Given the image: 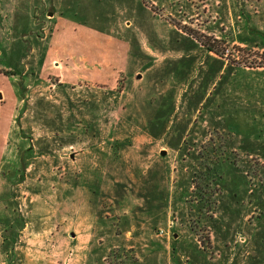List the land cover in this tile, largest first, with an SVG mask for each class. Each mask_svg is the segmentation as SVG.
Wrapping results in <instances>:
<instances>
[{"label": "rangeland", "instance_id": "1", "mask_svg": "<svg viewBox=\"0 0 264 264\" xmlns=\"http://www.w3.org/2000/svg\"><path fill=\"white\" fill-rule=\"evenodd\" d=\"M0 88V264H264V0H0Z\"/></svg>", "mask_w": 264, "mask_h": 264}, {"label": "crops", "instance_id": "2", "mask_svg": "<svg viewBox=\"0 0 264 264\" xmlns=\"http://www.w3.org/2000/svg\"><path fill=\"white\" fill-rule=\"evenodd\" d=\"M58 14H56V13H49V16H52L53 18H55L56 16H57ZM191 40H193V43L196 45V47L198 48V47H200L201 49H203V52H205L204 54L205 55H207V56H209V57H211V58H213V59H216V60H219V61H221L220 60V57L218 56V55H216L213 51H208V50H205L204 48H202L198 43H197V41L195 40V39H191ZM144 50L146 51V52H148L150 55H155L157 58H161V59H164L165 58V56H163V55H160V57H159V53H157V51L156 50H154V49H152L149 45H146V47L144 46ZM156 53H157V55H156ZM85 57V56H84ZM222 68L223 69H227V65H225L224 63L222 64ZM159 69H161V68H158V69H155V71H154V74L153 75H155L157 78H161L162 77V75H159V74H157V71L159 70ZM150 71H153L151 68H150V66L147 68V70H146V72L144 71V76H145V74H148L147 72H150ZM5 74V73H4ZM171 88V87H170ZM158 91L156 92L157 93V97H162L163 96V98L162 99H164V97H165V90L164 89H160V88H158L157 89ZM168 90H170V89H168ZM0 93L2 94V98H0V103H2V102H4V101H6V92H4L1 88H0ZM156 93L154 94V95H156ZM161 99V98H160ZM148 100H150V101H148ZM152 100H153V97H150V98H147L146 99V101L148 102V107H149V109L151 110V108L153 107L154 108V105H149V104H151L152 103ZM158 104H160V102H158ZM145 109V108H144ZM157 110V109H156ZM158 113V112H157ZM157 113L154 115V119L152 120V121H150L151 123H152V125H155V126H157V125H159V121H158V115H157ZM148 119V118H147ZM224 123H225V121H224ZM148 124H149V122H148ZM163 154H165V153H163Z\"/></svg>", "mask_w": 264, "mask_h": 264}, {"label": "water", "instance_id": "3", "mask_svg": "<svg viewBox=\"0 0 264 264\" xmlns=\"http://www.w3.org/2000/svg\"><path fill=\"white\" fill-rule=\"evenodd\" d=\"M0 98H2V94L0 93ZM163 153H165V151H163ZM175 236H176V234H175Z\"/></svg>", "mask_w": 264, "mask_h": 264}, {"label": "trees", "instance_id": "4", "mask_svg": "<svg viewBox=\"0 0 264 264\" xmlns=\"http://www.w3.org/2000/svg\"><path fill=\"white\" fill-rule=\"evenodd\" d=\"M212 49V46H209Z\"/></svg>", "mask_w": 264, "mask_h": 264}]
</instances>
